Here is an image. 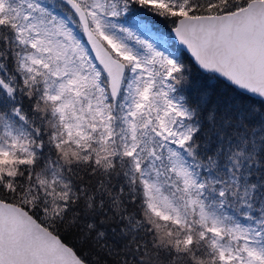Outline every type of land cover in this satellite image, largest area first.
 Masks as SVG:
<instances>
[{"label": "snow or ice", "instance_id": "snow-or-ice-1", "mask_svg": "<svg viewBox=\"0 0 264 264\" xmlns=\"http://www.w3.org/2000/svg\"><path fill=\"white\" fill-rule=\"evenodd\" d=\"M0 264H264V0H0Z\"/></svg>", "mask_w": 264, "mask_h": 264}]
</instances>
